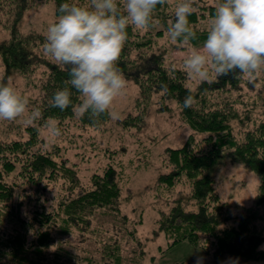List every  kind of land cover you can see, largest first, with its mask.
I'll use <instances>...</instances> for the list:
<instances>
[{"label":"trees","instance_id":"1","mask_svg":"<svg viewBox=\"0 0 264 264\" xmlns=\"http://www.w3.org/2000/svg\"><path fill=\"white\" fill-rule=\"evenodd\" d=\"M38 1L0 0V13L13 21L6 27L8 38L0 40L3 79L13 70L28 75L41 66L45 68L36 107L42 114L40 121L37 119V124L25 129L27 140L0 141V216L4 213L6 218L21 227L5 236L0 235V264H72L70 257L66 261L67 253H55L51 261L46 260L49 249L59 243L54 231L60 236L71 233L73 228L83 231L90 225L91 216L97 210L108 209L120 214V187L116 170L112 166L107 167L102 174H93L90 188H81L74 196L58 198L55 207L51 209L46 205L48 183L60 177L66 179L73 188L79 185L73 169L63 162H57L49 153L33 150L38 139V126L48 120L60 122L72 118L73 108L82 103V96L66 84L69 79L67 71L43 55L44 37L37 32L24 34L20 31L17 24L20 16ZM86 1L76 0L75 5L82 6ZM220 2L217 0L215 5L196 7L188 17L190 27L196 33V38L189 44L206 40L207 30H200L196 26L200 21L212 19ZM53 3L56 18L60 15V5L74 4L73 0H53ZM160 6H157L153 14V18L163 24V29L156 30L157 37L167 32L169 21L175 22L176 19L174 14L160 11ZM138 34L133 26L127 28V40L117 61L119 70L139 87V96L135 102L137 114H128L122 120L123 124L129 126L143 123L147 101L153 94L160 93L162 99L174 98L185 124L195 133L201 134L197 136L192 133L180 147L168 148L164 152L169 171L159 174L157 188L172 191L176 185L185 182L190 189L189 200L193 202L194 209L188 210L181 199L175 200L168 212H160L157 230L167 239V248L188 242L205 249L214 261L233 256L246 262L264 263V247H261L264 243V120L253 123L251 114L240 113L235 105L237 101L242 102L243 95L240 92L244 88L249 91L256 89L260 77L257 73L252 77L229 74L219 78L214 74L209 82H199L195 89H191L183 68L167 67L161 57L155 54L146 57L141 55L151 41L150 38H138ZM182 43L181 40L176 42L178 45ZM134 51L138 52L136 59L132 57ZM262 79L261 87H264V77ZM162 84L167 86L166 92L161 90ZM65 87H69L72 92V105L63 111L51 107L49 101L53 93ZM257 91L260 93L257 99L264 102V88H257ZM235 93L239 95L234 97ZM188 94L195 98L196 103L191 108H184L183 100ZM107 119V115L96 121L89 119L87 114L79 117L83 126L92 127L99 126ZM234 123L240 129L237 134L233 132ZM250 123H253L252 127H248ZM224 151L234 154L258 179L257 193L252 204L242 207L241 212L234 217L230 206L222 202L216 193L214 179L207 173ZM11 174L18 182L15 178L10 182L6 180ZM26 185L36 189V199L32 195L28 196ZM20 191L22 201L16 204L15 211L8 209L7 204L3 205ZM24 202L34 205L31 208V219L20 215ZM27 230L33 232L30 240L27 238ZM109 255L115 261H120L118 247L110 248ZM84 260L91 263L90 257Z\"/></svg>","mask_w":264,"mask_h":264},{"label":"rangeland","instance_id":"2","mask_svg":"<svg viewBox=\"0 0 264 264\" xmlns=\"http://www.w3.org/2000/svg\"><path fill=\"white\" fill-rule=\"evenodd\" d=\"M179 2L180 0H165L164 5H161L162 8L160 6V11L164 10L169 15H175ZM73 3L76 4V0H73ZM120 4L122 7V0ZM215 4L217 0H192L193 9ZM88 6L90 0L81 7ZM54 13L53 0H40L35 6L24 10L17 24L21 33L37 32L45 40L49 24L57 19ZM153 19L157 20L155 17ZM210 20L200 21L196 28L208 30ZM10 22H13L10 17L0 13V40L8 38L6 27ZM158 29H163V24L160 22L147 31L136 29L139 33L138 38L142 40L150 38L151 41L150 45L143 49L141 53L143 57L155 54L161 57L167 67L183 68V61L190 52L193 49H202L204 41L178 45L166 36V32L161 37H157L155 33ZM137 53L134 51L132 57L136 59ZM45 57L54 62L50 57ZM44 72L45 68L42 66L28 75H21L13 70L6 79H3V67L0 64V83L11 84L20 95L29 100L30 110L36 109L39 104L40 80ZM213 75L210 74V78ZM257 76L260 79L255 86L256 89L249 91L244 88L240 92L243 95L242 102L237 101L235 104L240 113L251 114L253 123L264 120V102L257 99V96L260 97L257 88L259 90L264 88L261 87L264 69L257 72ZM124 77L127 80L126 91L124 95L116 98L113 104V109L120 113L119 120L108 117L107 121L97 127L83 126L79 116L74 113L72 118L57 121L61 129V135L57 138L46 135L44 124L38 126V139L33 150L49 153L57 162H63L73 169L79 185L73 188L66 179L60 177L48 183L46 205L49 209L55 207L58 198L74 196L79 189L90 188L92 175L102 174L109 166L116 170L120 187L119 215L108 209L97 210L91 216L90 225L83 231L73 228L71 233L64 236L57 235L54 231L59 243L49 249L46 260L51 261L55 253H67L66 261L68 262L70 257L72 264H196L198 258L201 264H264L255 261L246 262L233 256L214 261L205 249L197 248L188 242L167 248V239L157 230L160 212H168L173 202L178 199H181L188 210L194 209V205L189 200L190 189L185 182L176 185L172 191L157 188L159 174L169 171L164 152L168 148L180 147L192 133L197 136L201 134L195 133L185 124L176 100L162 99L160 93L153 94L147 101L143 123L129 126L123 124L122 120L128 114H137L138 108L135 102L139 96V87L135 81L125 75ZM188 82L191 89H195L199 83L189 76ZM238 95L235 93L234 97ZM244 95L248 96L244 98ZM28 117L29 113H26L15 121H0V141L27 140L25 129L37 124V120L27 123ZM253 123L248 127H252ZM233 132L235 134L240 132L235 123ZM207 173L214 179L215 191L221 201L230 206L233 217L241 212L242 207L252 204L257 193V176L230 151H224L219 161ZM12 178L15 176L11 174L6 180L10 182ZM15 180L18 182L16 178ZM35 190L33 186L26 185L28 196L32 195L34 199L37 194ZM20 192H16L13 199L3 205L7 204L8 209L15 211L16 204L22 201V191ZM33 206V203L28 205L24 202L20 208V215L31 219ZM6 217L4 213L0 216L2 236L14 232L15 229H21L17 223ZM32 234L31 230H27L29 240ZM262 246L264 247V243ZM114 247H118L119 262L109 255L110 248L114 249ZM57 248L61 250L58 251ZM85 257H90L91 263L84 260ZM60 261L63 262L62 259Z\"/></svg>","mask_w":264,"mask_h":264},{"label":"clouds","instance_id":"3","mask_svg":"<svg viewBox=\"0 0 264 264\" xmlns=\"http://www.w3.org/2000/svg\"><path fill=\"white\" fill-rule=\"evenodd\" d=\"M165 0H90V6L64 3L60 15L49 24L42 45L45 56L61 65L68 73L66 84L83 97L74 113L96 121L103 115L119 120L113 109L116 98L124 95L127 80L117 67L127 40V28L147 31L158 20L153 14ZM192 0H180L175 22L169 21L166 36L173 42L188 44L196 38L188 17L193 13ZM192 80L209 82L234 74L252 77L264 69V0H221L210 20L202 49H193L183 61ZM69 87L56 90L49 104L61 111L72 105ZM166 92L167 86L161 85ZM195 98L184 97L183 107L191 108ZM29 113L27 123L41 117L38 108H29V100L11 84L0 83V121H15ZM44 131L50 138L61 135L57 121L48 120ZM196 264H201L198 258Z\"/></svg>","mask_w":264,"mask_h":264}]
</instances>
